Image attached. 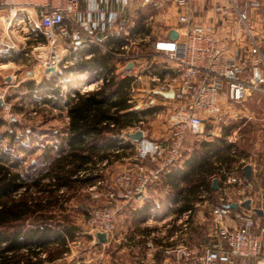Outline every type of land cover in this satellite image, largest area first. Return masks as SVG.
Wrapping results in <instances>:
<instances>
[{"label": "built area", "instance_id": "built-area-1", "mask_svg": "<svg viewBox=\"0 0 264 264\" xmlns=\"http://www.w3.org/2000/svg\"><path fill=\"white\" fill-rule=\"evenodd\" d=\"M2 1L10 14L9 24L13 21L15 23L19 4L25 1L35 2ZM168 1L178 7V21L181 25L179 37L172 40L154 32L143 39L145 42H152L146 49L140 48L135 36L123 29L119 11L109 10L105 0H100L93 11V17L89 13L78 15L79 18L76 19L80 0H66L58 5H43L39 21L29 18L31 27L28 38L38 44H41V36L46 39V43L41 45L43 49L37 50L38 68L43 71L54 68L55 72L48 73L47 77H54L58 86L71 94V98L76 99L79 94L100 90L113 77L132 79L127 90L128 103L133 101L128 97L134 98L137 91L135 86L143 81V77L151 83L150 90L144 91L150 95L155 96V91L175 92L174 99L164 100L177 103L175 112L167 123L165 137L150 146L142 145V141L138 143L135 155V161L139 164L138 175L123 171L112 179V185L108 188L107 180L102 175L95 184L88 187L92 199L101 200L105 197L108 200L107 205L93 208L86 221L90 232L106 235L107 243L101 244V247L117 242L120 207L115 200L122 198L132 201L143 197L151 185L160 182L182 162L187 139L200 138L204 133L205 121L220 115L225 104L238 105L254 95H264V53L256 40L251 44V52L236 44L241 38L237 34L231 39L208 32L202 27H193L194 9L191 0H144L143 7L157 10L165 7ZM231 1L234 3L236 0ZM116 3L125 7L128 1L116 0ZM262 5V0H246L243 9H239L236 4L233 6L232 10L237 15L238 23L244 26L245 33H250L247 25L248 9L259 10ZM71 16L77 22L71 20ZM147 20L151 25L154 17L150 15ZM70 23L74 25V33H71ZM110 30L118 37L119 42L107 46L99 40L98 34ZM64 41H69V44L63 46ZM231 41L236 44L235 51L232 50ZM93 47L112 59L113 65L108 60L106 66L94 69L82 67L84 63L96 58V55L87 52ZM155 53L166 58V65L155 66V60L152 59ZM91 86L92 89L82 91ZM156 97L151 101H157ZM4 98L5 95L1 94L0 100L4 101ZM143 124L140 121L128 126L121 130L120 135L125 137L131 131H142L144 136ZM110 125L115 127L114 123ZM114 152L119 153V150ZM146 161L152 164L149 170L143 166ZM104 165L99 162L94 169L82 172L81 177L103 174ZM216 165L226 188H238L235 195L241 198L240 204L250 201L251 209L239 205L243 210L238 215L237 226L226 225L225 221L231 217L233 210L227 208L231 204L228 200L230 193L224 191L213 210L214 229L210 236L207 235L201 246L202 250L192 247L187 235L176 236L165 246H158L153 240L148 241L147 247L153 253L161 252L169 260V264H237L242 260L260 259L262 256L264 228H261L257 210H261L264 217V201L256 202L262 191L256 190L253 180H246L243 168L247 163H243L238 172H230L223 163ZM215 179L220 181L221 178L214 176L212 181ZM100 187L106 189L104 195L100 194ZM179 223L182 224V229H186L185 232L189 230L188 219H181ZM77 264L86 263L79 261Z\"/></svg>", "mask_w": 264, "mask_h": 264}, {"label": "trees", "instance_id": "trees-1", "mask_svg": "<svg viewBox=\"0 0 264 264\" xmlns=\"http://www.w3.org/2000/svg\"><path fill=\"white\" fill-rule=\"evenodd\" d=\"M47 80L23 86L36 91L44 104L59 108L63 102L61 93L52 87V80ZM131 83V78L113 77L102 89L66 101L69 122L63 137L57 133L60 141L46 147L38 161L27 166L21 155L35 153L39 148L26 145L17 148L20 142L17 133H6L9 147L0 149V264H42L40 256L52 245L58 246V250L49 253L48 258L69 251V243L76 238L75 228L54 220V215H48L49 209L66 202L67 192L93 185L101 178V175L81 177L82 172L94 169L104 160L113 162L121 157L113 153L124 147L121 130L138 123L145 114L134 110L126 100ZM4 124L0 120V127ZM17 124L13 122V126ZM25 136L28 135L23 139ZM222 141L203 143L183 167H174L170 172L172 189L178 201L183 202L180 212L193 208L192 202L202 189L214 192L210 183V175L216 169L214 161L227 166L236 161L231 156L233 146Z\"/></svg>", "mask_w": 264, "mask_h": 264}, {"label": "crops", "instance_id": "crops-1", "mask_svg": "<svg viewBox=\"0 0 264 264\" xmlns=\"http://www.w3.org/2000/svg\"><path fill=\"white\" fill-rule=\"evenodd\" d=\"M61 1L66 0H35L33 3L29 1L22 2L18 6L19 11L15 23L13 21L9 24L10 14L3 1L0 0V75L2 76L5 73V79L8 82L15 80L18 75H22L21 81L16 87L24 88L23 84L30 82L29 79L32 78L31 76L34 74L33 68L29 66L30 62L28 60L31 58V49L34 50V53H37L38 49H43V46L41 45L46 43L44 36H41L40 38L41 44L28 38L31 27L29 18L31 20L39 21L44 10L43 5H58ZM106 1L108 2L107 5L109 6V10L119 11L123 29L135 36L137 43H139V47L142 49H146L152 44V42L143 41L146 36L156 32L163 37L169 38V33L172 29H175L178 32L181 27L178 21V7L175 4L169 6L170 12L174 15V17L172 16L171 20H169V18L167 19L164 16L161 17L158 15L159 12L156 14L160 9L155 10L143 7L144 0H127L128 3L125 7L122 4L116 3V0H105V2ZM191 2L194 9L193 27H202L208 32L228 38L237 34L241 36V38L240 40H237L236 44L238 43L239 47H243L245 50L249 49L251 52V44L253 40H256L258 43L264 42V0H262L263 5L261 9H248L247 25L250 29L249 34L244 32V26L238 23L237 15L232 10L235 4L239 9H243L246 0H236L234 3L231 0H191ZM99 3L100 0H80L76 19L79 18L78 15H87L89 13H91V16L93 17V11L97 8ZM171 9L174 10L172 11ZM150 11H155V13L149 14ZM150 15L154 17V22L151 25L148 24L147 20ZM74 18L75 17L71 16V20L76 21ZM260 22L262 23V26ZM162 25H166V29H164L166 31H161ZM258 25L261 28H257ZM73 26L70 23L71 33H74ZM98 37L99 40L107 46L119 42L118 37L112 33V30L107 31L104 34L99 33ZM67 44H69V41L62 42L63 46H67ZM236 44L234 41H231L233 51L236 49ZM262 51L264 53L263 49ZM87 52L96 55L95 59L98 61L94 60L92 63H84L82 67L86 69H94V64L101 61L100 59L103 56L106 57L97 49V47L90 48ZM252 55L253 54L251 53V57ZM35 58L38 59L37 55ZM99 63V66H106L109 62L101 61ZM38 64L39 62L35 63V69H39ZM46 70L43 71L42 69H39V71L43 74L45 73L47 77L48 73H46ZM11 74H13V76H10ZM25 75H29V79L24 78ZM158 99L165 100L163 97H158ZM162 102L170 103L173 101ZM67 115L68 113L66 114L68 125ZM140 121L145 122V119L141 117ZM134 132L135 131H131L129 134ZM120 139H123L124 144L123 148L118 149L121 157L119 160L113 162H109L108 160L100 162L105 164L103 171L112 167L113 164L116 165L125 162L126 164L124 166H120H123L121 169H123V171H131L135 173V175H138L139 164L135 161V155L139 142L131 140L128 135L125 137L120 135ZM155 141H157V139H154L153 136H150L149 139V135L145 131L142 145L150 146ZM190 156L185 157L176 167H183ZM216 163L214 161L215 166ZM143 166L147 170L152 168V164L149 161H146ZM251 166L253 167L252 180L257 184V178L255 176L256 168L253 165ZM216 171L217 167L214 172ZM169 174L170 173L165 175L160 182L151 185L147 189L146 194L141 198H136L132 201H126L119 198L114 201L117 206L120 207L116 232L117 242L115 244H118L122 251H132L134 264H169V260L166 259L161 252L153 253L152 250L147 247V242L150 240H153L158 246H165L169 245L171 243L170 241L176 238V236L182 237L187 235L188 241L191 243L192 247L196 248V246L190 241V238L195 236V234H193L195 230L199 231L202 227L204 228L205 233H207L206 238L207 235H211L210 233L214 229L213 210L218 205L224 191L230 193L228 195V197H230L228 200L231 203H238L239 205L241 203V198L235 195L238 188L231 186L227 189L224 179H220L218 182V190L213 189L212 178L214 173H212V175H210V183L214 192L208 193L206 190L202 189L199 193L200 195L192 202L193 208L180 212L179 208L183 202L180 200L178 201V198L172 189ZM114 177L115 176L112 174L110 180L111 185V181ZM99 190L101 192L100 194L104 195L106 189L100 187ZM89 198H91V196ZM101 201L104 205L108 204V200H106L105 197ZM243 208L239 206L236 210H233L231 217L226 219L225 224L230 227H236L239 222L238 215L242 212ZM258 218L260 223L264 221L263 215H258ZM181 219H188L189 230L186 232V229H182V226L178 225ZM176 224L178 225L177 227H175ZM195 226L198 228L195 229ZM93 241L94 245L96 244V247L102 246L95 241L94 237ZM69 252L70 251L52 258H48L47 252H44L40 258L43 260L42 264H57L58 262H62L63 256L68 255ZM237 264H264V259L242 260Z\"/></svg>", "mask_w": 264, "mask_h": 264}, {"label": "rangeland", "instance_id": "rangeland-1", "mask_svg": "<svg viewBox=\"0 0 264 264\" xmlns=\"http://www.w3.org/2000/svg\"><path fill=\"white\" fill-rule=\"evenodd\" d=\"M171 5L170 2L166 3L165 7L160 8V11H157L156 14L159 12L158 15L171 20V17H174L169 8ZM171 10L173 11L174 9ZM153 13H155V11H150L149 14ZM260 24L262 26L261 22ZM257 28L261 27L258 25ZM164 29H166V25H162L161 31ZM259 45L261 49L264 50V42L259 43ZM36 55L37 53H34V50L31 49V58L28 60L30 62L29 66L33 68L34 74H32V78L30 79L29 75H25L24 78H28L30 82H34L36 85L42 83L44 79H48L47 81L52 80L50 84L54 89L58 88L62 96L61 101L63 102L59 108L44 104L43 97H39L36 91H32L28 88L16 87L19 85L22 75H18L15 80L9 82L5 79V73L2 76L0 75V95H5L3 101L4 105H0V120L6 122V124L0 127V149L9 147L10 139L5 136L6 133L16 132L19 137L18 141H20L16 144L17 148L20 145H26L33 149L39 148L35 153L21 155V157L26 160L25 166L35 160L38 161V157L44 153L46 147L54 145L56 141H60L58 139L59 136H55L57 133L63 137V133L67 127L66 114L68 113V107L65 103L71 99V94L62 90L53 77H46L39 69H35V63H38V59L35 58ZM153 56L152 59L155 60L156 67L166 65V58L162 54L155 53ZM100 60L102 62H107L109 60L110 64L113 65L112 59H107V57L103 56ZM99 62L94 65L98 66L100 64ZM86 63H92V61ZM155 72L158 71L156 70ZM10 76H13V74ZM118 79L121 80L122 78L118 77ZM150 85L151 83L148 79L143 77V81L137 83L135 86V90L137 91L134 94V98L131 96L128 98L129 100H133L130 104L135 106L133 107L134 110L145 111V114L142 116V118L145 119L142 128L149 135V139L150 136H153L154 139L162 140L166 135L165 130L167 123L174 114V108L177 103L162 102L164 101L162 99H157V101L152 102L151 99H154L156 95L154 96L144 92L150 90ZM49 97L52 98L53 96L49 95ZM54 99L58 100V97ZM67 119L69 122L68 116ZM14 121L18 123L16 126H13ZM204 124V133L200 138L196 139L189 137L187 139L184 147L183 159L190 156L193 151L199 150L205 142H223L222 140L224 139L226 145L233 146L231 156L232 158L235 157L236 161L231 163L230 166H227L226 163L223 164L227 166L230 172H238L243 163L255 166V176L257 178L255 187L257 191H262V195L257 197L256 202L260 203L264 201V95H254L247 101L238 105L226 104L220 115L207 119ZM24 135L28 136H25L23 139ZM216 162L222 163L221 161H215V163ZM125 164V162L116 165L113 164L112 167L101 174V176L103 175L102 178L108 181L106 188L111 185L110 180L112 174L116 176L123 172L121 168ZM121 165L123 166L120 167ZM42 167H45V164H42ZM213 175L222 179L221 173L218 171ZM90 196L91 192L88 186H85L67 192L65 198L68 200L66 202L63 204L60 203L61 206L57 205L49 209L50 213H48V215H54V220H60L64 224H69L74 227L76 231L75 240L69 243L70 252L68 255L63 256L62 262H58L57 264H77L79 261H83L86 264H134L132 251H122L118 244L116 245L114 243L115 245L111 244L106 247H96V244L94 245V235L87 228L86 221L93 208L102 207L104 204L101 201L103 198L101 200H94L89 198ZM263 222L264 221L261 222V228L264 227ZM178 225L182 226L181 223H178ZM178 225L176 224L175 227ZM197 228L195 226V229ZM259 232H261L260 229ZM193 234H195V236L190 238V241L198 250H202L201 246L205 243L207 233H205L202 227L199 231L195 230ZM49 249V251H46L47 255L51 252V254L57 252L58 246L52 245ZM263 259L264 248L262 256L260 257V260Z\"/></svg>", "mask_w": 264, "mask_h": 264}, {"label": "water", "instance_id": "water-1", "mask_svg": "<svg viewBox=\"0 0 264 264\" xmlns=\"http://www.w3.org/2000/svg\"><path fill=\"white\" fill-rule=\"evenodd\" d=\"M179 34L175 29H172L169 33V38L172 40H176L178 39ZM101 38V37H100ZM54 73L55 69L54 68H49L46 70V73ZM155 95L158 97H163L166 99H174L175 97V92L173 90H170L169 92H162V91H155ZM0 105H4V102L2 100H0ZM128 137L135 141V142H141L143 140V132L142 131H138L132 134H128ZM243 173L245 175V178L247 181H251L252 180V176H253V167L251 165H246L243 168ZM218 179H215L213 181V189L214 190H218L219 186H218ZM242 207H245L247 209H251V202L250 201H245L244 203L240 204ZM239 207L238 203H231L229 205H227V208L232 209V210H236ZM257 214L259 216L263 215V212L261 210H257ZM95 241L99 244H105L107 243V238L106 235L103 233H95L93 234Z\"/></svg>", "mask_w": 264, "mask_h": 264}, {"label": "bare ground", "instance_id": "bare-ground-1", "mask_svg": "<svg viewBox=\"0 0 264 264\" xmlns=\"http://www.w3.org/2000/svg\"><path fill=\"white\" fill-rule=\"evenodd\" d=\"M89 89H92V86L91 87H86L84 90H82L83 92H86L88 91Z\"/></svg>", "mask_w": 264, "mask_h": 264}]
</instances>
